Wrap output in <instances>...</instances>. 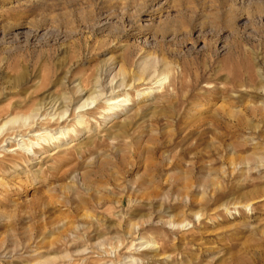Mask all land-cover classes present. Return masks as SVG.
<instances>
[{
	"label": "rangeland",
	"instance_id": "obj_1",
	"mask_svg": "<svg viewBox=\"0 0 264 264\" xmlns=\"http://www.w3.org/2000/svg\"><path fill=\"white\" fill-rule=\"evenodd\" d=\"M231 8L0 0V125L17 119L0 131V264H264V39ZM149 59L167 66L138 83ZM119 70L132 87L109 83ZM111 87L128 101L107 116Z\"/></svg>",
	"mask_w": 264,
	"mask_h": 264
},
{
	"label": "bare ground",
	"instance_id": "obj_2",
	"mask_svg": "<svg viewBox=\"0 0 264 264\" xmlns=\"http://www.w3.org/2000/svg\"><path fill=\"white\" fill-rule=\"evenodd\" d=\"M166 66H167L166 63L163 62V61L149 59L148 61L143 62V65H142V70H143V72L145 74V77H140V78L137 77V78H135V80L138 83H146V84H148V83L152 82V80L157 77L156 72L158 71V69L159 68L165 69ZM123 73H124V71H122V70L116 71L112 75L111 80H110L109 83L112 84V82L114 80H117V79L120 78L121 82H120V84L118 86H129V87H132L133 83L132 82L129 83L128 80H126L125 77L122 76ZM156 82H159V79L158 80L156 79L155 83ZM113 92H114V88L113 87L110 88V93L109 94H106L105 91L104 92H102V91H94V93L91 96H89L87 99H85L79 105H77L74 108V110L71 111L70 114H68L69 113V107H67V106L65 108L60 109V111L57 110V112L55 111V109L53 110V106H55V104L57 103V102H54L52 105H50V107L52 108V110L54 112L50 113V110H49V112L48 111L46 112V116L47 117L50 116L49 117L50 121L55 119V121H58V123L60 122L62 124V121H65V120L69 119L71 117V115L73 117H75L74 116L75 113L76 112H81L82 108H85L86 106H89L92 103L100 101V98H104L102 96L105 95V94H106V96H108V98L105 99V104L108 106V108L106 109V115L109 116V115H112V114H116L118 112V110H120V111L122 110V109H120V107L126 105L127 104L126 102L128 100L126 99L127 98L126 97L127 94L125 96L115 98V97H113L114 96ZM149 92H151V91H147V90L146 91H139L137 95H140L142 98H144L146 96H149V94H150ZM63 107H64V105H63ZM59 108H61V106ZM56 114H57V117L55 118L54 116ZM41 115H43V113L40 112V110H39L36 113H34L33 115L30 114V116L23 118V120H22L23 121V126H27V129H33V127L38 124V120L40 119ZM16 120H17L16 118H13L11 120L3 122L2 125H0V131L7 124H9L11 122H15ZM48 133L49 132H44L43 134H44V136H47ZM58 133L60 134V136H58L56 138L62 139L63 136L67 134V131H64L63 129H60V132H58ZM43 134L38 133L36 135L34 134V136H40V135H43Z\"/></svg>",
	"mask_w": 264,
	"mask_h": 264
},
{
	"label": "clouds",
	"instance_id": "obj_3",
	"mask_svg": "<svg viewBox=\"0 0 264 264\" xmlns=\"http://www.w3.org/2000/svg\"><path fill=\"white\" fill-rule=\"evenodd\" d=\"M232 10H235L239 19L244 21L240 33L243 39L248 40L250 43L264 39V5L257 6L256 0H232L230 11ZM148 27L149 25L144 26V28ZM145 43H150L147 37ZM253 47H256L255 43H253ZM221 51H224V49H221ZM245 211L251 214L254 209L249 206Z\"/></svg>",
	"mask_w": 264,
	"mask_h": 264
}]
</instances>
